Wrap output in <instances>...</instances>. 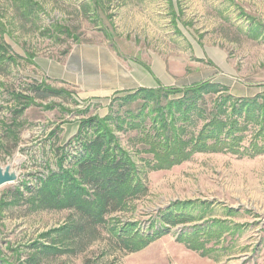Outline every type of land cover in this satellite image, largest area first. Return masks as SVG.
<instances>
[{"label":"rangeland","instance_id":"374dc122","mask_svg":"<svg viewBox=\"0 0 264 264\" xmlns=\"http://www.w3.org/2000/svg\"><path fill=\"white\" fill-rule=\"evenodd\" d=\"M84 47L108 51L146 77H137L136 88L87 97L56 75L66 65L74 72V53ZM0 57V166L19 175L0 186V264H264V155L247 156L257 124L248 125L245 154L196 153L159 170L150 145L138 140L143 131H119L112 118L106 125L114 145L134 162L148 193L110 215L93 241L73 235L80 222L74 209L45 207L34 191L41 177L58 171L54 142L79 153L82 120L140 111L143 99L114 102L127 92L210 80L235 97L248 88L262 100L264 0H0ZM34 85L66 94L43 99ZM141 119L152 129L147 113ZM168 211L186 222L172 227L162 220ZM122 227L145 236L169 231L126 252L114 236ZM193 245H203L205 255Z\"/></svg>","mask_w":264,"mask_h":264},{"label":"trees","instance_id":"16d2710c","mask_svg":"<svg viewBox=\"0 0 264 264\" xmlns=\"http://www.w3.org/2000/svg\"><path fill=\"white\" fill-rule=\"evenodd\" d=\"M31 90L43 99L47 98L46 92L57 96L66 94L64 89L44 88L41 85H34ZM229 90L225 85L207 80L184 88H140L118 96L114 102L118 101L119 104L143 99L144 105L139 112L127 110L126 117L118 115L108 120L96 117L82 120L74 139L81 146L79 153L74 155L69 148L56 147L54 142L51 148L54 147L53 158L58 171L41 177L34 191L45 207L74 209L80 222L74 224L73 235L90 241L99 238L101 227L107 224L110 215L123 211L127 205L147 195L148 187L139 178L134 162L114 145V133L106 125L113 121L112 118L119 131H143L138 140L150 145L149 153L153 154L150 163L159 170L177 166L196 153L245 154L248 149H242V144L250 124L260 127L255 131L252 152H248L247 156L264 155V97L262 100L260 95L235 97ZM171 93L178 97L170 98ZM17 97L26 100L27 104L31 101L22 93H17ZM26 108L24 105L23 109H15L14 112L22 115ZM144 113L150 117L152 129L145 126V119L142 121ZM128 118L133 120L128 121ZM201 124L196 133L187 131ZM55 133L51 136H55ZM67 162L69 167H65ZM84 186L90 188V192ZM162 220L172 227L186 222L184 216L169 211ZM167 231L169 228L163 227L153 235L145 236L122 227L119 232H114V236L121 249L137 252ZM202 247L193 245L192 249L205 255Z\"/></svg>","mask_w":264,"mask_h":264},{"label":"crops","instance_id":"0c3cea01","mask_svg":"<svg viewBox=\"0 0 264 264\" xmlns=\"http://www.w3.org/2000/svg\"><path fill=\"white\" fill-rule=\"evenodd\" d=\"M74 56L72 70L75 74L66 65L62 66L63 68L59 69L56 75L67 83L82 88L87 97L105 98L118 91L136 88L137 77H146V74L140 72L141 70L136 66L132 67V71H129L128 67H122L117 57L105 50L77 48ZM84 65L87 67V72ZM255 94L246 88L242 96L251 97Z\"/></svg>","mask_w":264,"mask_h":264},{"label":"water","instance_id":"95a60500","mask_svg":"<svg viewBox=\"0 0 264 264\" xmlns=\"http://www.w3.org/2000/svg\"><path fill=\"white\" fill-rule=\"evenodd\" d=\"M18 178V172L13 170L10 165L5 168L0 166V186L16 182Z\"/></svg>","mask_w":264,"mask_h":264}]
</instances>
